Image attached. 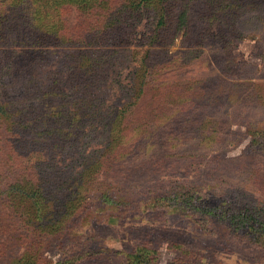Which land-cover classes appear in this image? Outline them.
Wrapping results in <instances>:
<instances>
[{"label":"rangeland","instance_id":"obj_1","mask_svg":"<svg viewBox=\"0 0 264 264\" xmlns=\"http://www.w3.org/2000/svg\"><path fill=\"white\" fill-rule=\"evenodd\" d=\"M200 1L189 2L187 20L190 25L181 28L172 44L166 48L167 54L172 57L188 49L185 36L188 29L193 31L201 21L203 10ZM245 1V5L250 7H242L236 25L248 34L245 39L232 41L226 48L218 43L211 44L213 51L202 46L196 47L194 63L198 62L194 57L198 55L199 49L210 56L208 61H199L191 69L185 70L181 64L174 63L166 70L158 69L151 73L152 67L147 66L146 61L148 58L152 61L154 52H158L156 46H151L143 37L151 36L158 18L141 16L138 20H131L134 29L126 45H116L111 38L112 33L107 35L101 30L92 43H89L87 37L84 38L83 47L57 48L48 45L49 52L46 54V44H43L41 51H34L36 58H30L25 53L17 58L15 54H18V49H37L22 43L34 27L28 15L31 12L30 6L27 0H4L3 3L0 0V66L5 72L1 79L10 83L11 91L10 95L0 93L1 102L19 109H31L35 115L51 112L52 126L55 128L52 132L58 134V129L62 128L61 134L73 140L75 137L68 132L73 133L77 123L75 120L67 122L63 116L68 119L71 117L69 113L76 111V97L73 95L75 88L72 83L66 82L64 67L68 63L73 64L71 57L77 56V53L90 56V51L93 54L109 51L110 61L107 60L102 63L104 67H100L103 72L101 78L107 77L106 81H97V87L84 98L98 103L95 110L100 108V111L114 113L127 109L126 119L123 118L125 120L121 125L127 133L123 139L120 138L122 141L115 140L116 143L105 148V155L112 154L121 145L128 161L122 165L111 161L110 170L100 171L98 184L93 185L91 192L93 199L77 217L68 216L63 220L64 226L61 227L59 238L53 234L47 238L42 252L46 262L40 260L38 264H62L70 259L75 264H136L135 258L142 256V248L156 252V264H171L178 257L186 258L189 253H193V259L195 255L201 264H264V231L261 237L254 232L247 235L233 232L227 224V215L220 214L221 209L231 212L230 205L235 201L256 208V213L252 211L255 214L264 215V169L250 144L255 131L252 129L248 133L241 123H232L238 122L249 112L242 110L241 103L236 102L237 98L243 99L249 94L255 99L256 96L264 99V34L258 33L264 32V0L254 5L250 0ZM67 10L61 20L67 22L68 27H75L82 22L76 6H68ZM10 13L14 18L10 17ZM248 13L261 18V22H250ZM2 15H6L5 18H1ZM252 29L255 33H251ZM195 68L197 76L205 77L188 85V78H197L192 75ZM169 72L171 75L166 76ZM54 77L61 80L68 103L65 98L59 102L67 104V108L62 107L56 98L50 99L45 105L31 100L30 93L41 87L46 91L50 78ZM28 80L34 84L28 85ZM140 81L144 83L145 92L138 101H134L136 86L140 83L143 87ZM21 86L26 88L23 94ZM189 86L202 93H209L211 89L219 87L218 92H224L223 95L231 94L228 100L211 108L212 111L205 108L202 110L206 115L218 110L222 116L229 118L224 137L202 144V137L198 133L195 135V122L193 128L191 125L185 128L186 132L179 131L173 117L179 118L189 113H184V106L179 105V99H185L188 95L190 102L200 103L188 89ZM8 98H13L14 102L17 100L19 104L11 103ZM63 108L68 111H62ZM263 108V105L260 106V109ZM202 112L199 110L198 118H202ZM10 122L0 116V124L8 125ZM92 126L91 137L87 132ZM24 130L29 134L28 130ZM34 131L39 129L35 128ZM77 131L83 133L78 137V149L68 150L65 156L58 152L53 157L54 165L66 177H73L79 171L80 167L77 162L74 163V158L81 147L84 146L82 153L85 155L105 147V131L100 119L87 125L83 132L80 127ZM174 136H179L181 142ZM60 140L59 137L52 139ZM136 145H139L140 150L135 148ZM135 152L142 154L141 157L135 159ZM49 155L46 144L42 149L29 150L20 162L24 165H32L36 161L46 162ZM72 164L74 166L68 168ZM184 182L195 184L199 194L209 198L213 208L210 211L216 213H193L192 210H184L176 205L174 208L154 206L153 197L159 198L172 185ZM102 191L111 195V201L104 202L98 198ZM2 211L7 210L0 209V264H15L14 260L25 248L24 244L19 243L24 224L18 213L12 215L11 210L4 215Z\"/></svg>","mask_w":264,"mask_h":264},{"label":"trees","instance_id":"obj_2","mask_svg":"<svg viewBox=\"0 0 264 264\" xmlns=\"http://www.w3.org/2000/svg\"><path fill=\"white\" fill-rule=\"evenodd\" d=\"M12 1L22 2L23 0ZM27 1L30 6L29 10L31 11L28 15L31 17L30 19L34 27L26 36L27 38H23L26 40L22 43L30 44L31 47L34 46L37 49L27 51L18 49L16 51L18 54H15L17 58L24 55V53L28 54L30 58H36L34 51H41V47L44 46L43 44H46V54L49 52L48 45L57 48L83 47L84 38L87 37L90 41L89 43H92L96 39V34H100L101 30L107 35L112 33L111 38L115 40L116 45H126L134 29L131 20H135V18L138 20L141 16H147L148 19L152 17L158 18L151 36L143 37L144 40H148L151 46H156L155 48L158 52L157 54L154 52L152 61L149 58L146 61L147 66L150 65L152 67L151 73L156 72L158 69L159 71L166 70L174 63L176 65L181 64L185 70L191 69L199 61L200 63L208 61L210 56L204 53L203 49H199L198 55L194 57L195 61L198 60V62L194 63L193 54L197 50L195 49L196 47L202 46L206 49L208 48L209 51H213L211 44L215 45L218 43L226 48L232 41L243 40L248 35L245 30L236 27L239 23L238 19L240 18L242 7H250V5H245V0H201L203 10L200 17L201 21L193 31L191 28L188 29L187 36H185V41L189 44L187 46L188 49L174 57L167 54L166 48L172 44L181 28H187L190 25L189 20H187V9L191 0ZM251 1L254 5L260 0ZM3 2L4 0H2ZM68 6H76L80 12V17H82V22H78L79 24L72 28L67 26V22L61 20V17L68 12ZM11 13L10 17L14 18ZM244 15L246 14L244 13ZM249 15L250 22H257L258 24L262 20L253 14ZM5 16L2 15L1 18H5ZM214 25H217V27H214ZM251 33H255L254 29H252ZM258 33H260L259 35L264 34V32ZM108 52L103 51L93 54L90 51V54L92 53L90 56L77 53V56L71 57L73 64L68 63L64 67L67 73L66 82L72 83L75 88L73 95L76 97L74 103L76 111L70 112L71 117L68 119H65L63 116V119L67 122L75 120L77 123L75 131L73 133L71 131L68 132V134H72L75 137L73 140L68 139V135L61 134L63 133L61 131L62 128L58 129V134L52 132V129L55 130V128L52 126L51 112L46 111L41 115H35L31 109H19L14 106H7L5 102H1L2 99L0 97V116L11 121V124L8 125L0 124V209H6L7 212L12 210V215L18 213L22 217L21 220L24 224L19 236V243L24 244L25 248L22 254L14 260L15 264H38L40 260L46 262L42 252L45 249L43 246L47 242V238L51 234L59 238L61 236V227L64 226L63 220L68 216L77 217L83 212L87 203L93 199L91 192L93 191V185L98 184L100 171L104 170L106 172L110 170L112 167L111 161L119 165L126 164L128 161L126 151L121 145L117 150H113L112 154L105 155V148L116 143L115 140L119 141L120 138L123 139V135L127 133L124 132L126 128L121 126L123 124L122 121L126 119L127 109L115 111L114 113L111 111H100V108H96L95 110L98 103L96 104L91 99H85L97 87L96 82L102 79L103 72L100 67H104L102 63H106L110 58ZM108 55L109 57L107 58ZM78 56L81 58L80 60H78ZM180 60L181 62L179 63ZM2 69L3 67L0 66V93L10 95V83L1 79L5 75ZM194 70L196 68L192 70V75L197 78H188V85L191 82L194 83L195 80L198 81L200 78L205 77L204 75L197 76ZM170 75L169 72L166 76ZM106 79H102V81H106ZM140 82L143 84V87H141L140 83L136 86L137 90L134 92V101L139 99L142 93L144 94L145 92L144 83L143 81ZM27 84L33 85L34 82L31 83L28 80ZM60 86L61 80L59 77L50 78L46 91L44 87H41L39 90H33L30 93L31 100L37 102V104L45 105L50 99L56 98L62 107L65 106L67 108V104L59 102L65 98V102L68 103L66 92ZM23 89L26 91V88H22L21 86L20 90L22 94L24 92ZM188 89L200 103L195 104L193 101L190 102L188 95L185 99H179V105L184 106V113L189 111V113H185L179 118L173 117V121L176 124L178 123L179 131L182 133L183 131L186 132L185 128H190V125L193 128L195 122L197 123V127L194 129L195 135L198 133L202 137V144L212 143L224 137V131L228 126L227 122L230 121L229 118L222 116L218 110L217 112H210L208 115L204 114L202 110L204 111L205 108L212 111L211 108L216 107L215 105L222 103L223 100H228L231 94L227 93L223 95L224 92H218L219 87L211 89L209 93L197 91L192 86H189ZM256 97L255 99L253 95L248 94L243 98L245 100L237 98L238 101L236 102L241 103L242 110L249 112L245 113L238 122L233 121L232 123H241L246 127L248 133L254 129L255 136L250 144L252 143V151L257 154L258 160L264 169V133L262 132L264 127V108L260 109V106H264V99H261L262 96ZM10 102L19 104L17 100L14 102L13 98L10 99ZM134 103L137 104V102ZM66 108H63L62 111H68ZM199 110L202 112V118H198ZM62 111L56 112L62 115ZM97 119L102 121L104 127L105 147L91 151L86 155L82 153L84 146L81 147L79 154L74 158V163L77 162L80 169L75 176L66 177L58 166L54 165V155L60 152L65 156L68 154V150H77L79 147L78 137L79 135H83V133H78V127L83 132L87 125H92ZM22 128L28 130L29 134ZM35 128H38L39 131H34ZM93 128L94 126L87 132L91 137ZM56 137L62 140L52 141ZM138 137L136 136L135 138ZM174 137L179 141V136ZM46 144L50 151L46 162L36 161L32 165H24L20 162L22 158L28 155L29 150L42 149ZM135 148L140 150L139 145H136ZM141 155L135 152V159H138ZM73 166V164L68 165V168ZM166 192L165 195L163 194L159 198L153 197L155 207L174 208L176 205V207L184 210H192L193 213L201 212L208 215L216 213L210 211L213 208L210 206L209 198L200 195L195 184H191L190 182L176 183ZM110 197L111 195L107 191H102L98 196L104 202L111 201ZM230 207L231 212H227V210L224 212L221 209L220 214L227 215V224L230 225L233 232L244 233L243 235L254 232L255 235L262 236L261 232L264 231V223H262L264 215L255 214L256 208L242 202L232 201ZM7 212L2 211L4 215ZM141 251L142 256L135 258L136 264H156V252L146 248H142ZM186 256V258L178 257L171 264H201L195 255L193 259V253H189ZM62 264H75V262L70 259L63 261Z\"/></svg>","mask_w":264,"mask_h":264}]
</instances>
